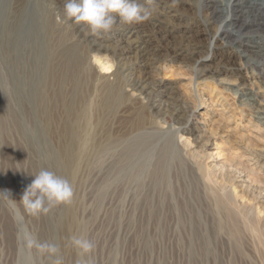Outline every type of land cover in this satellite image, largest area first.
<instances>
[{
	"label": "rangeland",
	"instance_id": "rangeland-1",
	"mask_svg": "<svg viewBox=\"0 0 264 264\" xmlns=\"http://www.w3.org/2000/svg\"><path fill=\"white\" fill-rule=\"evenodd\" d=\"M204 1L155 0L156 10L152 15V19L155 21L157 19L162 20L161 25L164 31L157 26L153 29V26L148 22L149 19L147 22L142 23L143 27L138 30L132 31V27L118 25L113 32L102 39H97L99 45L93 47L96 52L94 59H100L105 63L107 62L106 59L109 58L110 63L120 62L126 64L128 70H126L127 72L124 71L127 77L121 83L125 101L118 105V110L116 109L118 112L114 111V113H111L112 115L103 112L101 118L105 119V124H107L105 129L108 128L111 129L110 131L118 133L119 131L128 130L129 120L135 116L136 111L138 112L143 108L146 112V127L155 126V116L152 115L151 110L140 98L134 99L138 103L132 100L129 97L130 92L127 86L145 72L149 75L153 74L154 79H163V82L166 83L165 88L160 87V89H164L163 96L158 98L160 101L162 100V104H168L169 101L175 98L174 100L179 102L184 111L182 110L183 115L180 117H174L172 114L162 115L160 119L162 120L161 126H163L160 129L155 127L153 131L156 132L146 134L156 136L151 144L153 145L150 152L152 159L146 164L147 168L154 171L153 169L156 168V162L158 163L162 151L166 150V147L167 151H170L169 147H171L173 154H171L173 157L171 163L173 162V166L170 163V167L173 168L170 169L174 170V172L171 171L173 180L176 179V174L184 166L190 171L195 169V172H197L199 166L195 164L196 162L194 163L196 160L193 159L192 155H186L183 147L179 144L180 142H178L177 130L174 127L177 128L182 125L183 129L180 130L179 135L182 136L183 140L187 138L194 142L195 149L203 148L205 156H209L206 161H210L211 157H214L218 165L234 172L237 170L242 173V171L249 169L250 171H245L246 174L248 173V177L250 176L249 180L253 181L254 184H259L264 180V169L260 170L264 160L256 163V159H252L253 156H251V151L246 144L249 143L252 148L258 151H264V63L260 64L258 61H254L253 57L248 54L251 49H256L262 43L263 33L260 31V25L263 26L264 15L259 11L251 12V2L253 0H250L251 2L249 0L247 2L243 1L239 9L240 18L238 23L244 22L245 31L249 34L239 38L237 32H232L226 36L224 33L228 26L223 27L221 21L228 14L226 9L230 1L216 0L210 2V4H215L221 10L217 12L218 15L216 14L214 19L209 15L211 13L210 9L204 5ZM57 2L60 3L57 5ZM136 2L149 7L145 0H136ZM64 3L65 0H30V2L29 0H0V25L6 14L15 17L19 13H23L25 16L24 30L27 31L33 23L41 27L42 29L39 31L44 32L45 43L48 41V46L60 55L57 57L59 60L64 61L65 58L61 46L75 47L81 55L86 57L91 72L93 75L95 74L90 90L94 95L93 99L96 100L99 97V92L103 89L101 88L104 85L103 83L111 84L113 81L104 79L98 67L90 59L87 47L83 44L85 43V37L90 35L87 28L75 25L71 21L66 22V26L60 22L61 16L57 13V7L64 6ZM186 36H190L188 37L189 40ZM133 39L134 41H131ZM136 40L150 54H156L149 56L148 61L146 59L142 61L137 51L130 49V46ZM190 40L196 46L194 55L185 54L188 51L183 48ZM120 46L123 49L122 56L116 57L115 51ZM175 49H180V54H172ZM113 70L112 68L106 71L108 72L106 75L111 76ZM3 75L4 72L0 67V264H50V259L47 256H40L34 249L30 252L24 246L19 238L22 227L36 235L41 243L57 244L64 264H77L79 258L77 250L69 243L72 236H84L95 244V249L90 257H85V259L90 260V264H249L246 259L250 260L251 256L257 258V255L263 252V249H259L262 247H259L261 244L259 245L256 241H254L255 244L254 242L251 243V238L248 237H254L255 235L249 230L251 229L249 225L244 224L241 225L243 233L246 230L244 226L249 233L245 232L243 235L249 240H246L245 251L242 254L234 250L233 245L225 237L224 231H220L215 233L218 236L217 240L214 239L216 241L212 242L211 252L204 260L200 262L191 258L186 232L179 223L176 214L168 211L162 213L160 217L154 215L153 221L149 220L143 203L147 191L145 192L144 189V193L142 190L137 189L135 182L128 185L126 191L120 197V201L117 199L116 193H110L106 194L100 202L96 185L100 179L99 176L104 175L105 170H98V166L94 162L85 165L81 170V174L77 173V178L72 183L75 190V199L71 206L74 209L76 219L68 222L71 226L70 234L64 232V224L70 218L67 217L68 207L59 206L54 208L47 216H41L39 219L28 216L24 212L20 200L25 188L35 178L34 175L43 169L52 171L57 176L65 179L59 164L48 159L46 152V147H49L50 150L59 147L61 135L48 132L44 127L45 121L34 114L27 100H23V94L26 90L27 93L30 91V86L26 85L20 90L22 92L19 95H15L17 91L12 82H1ZM98 75H100V79ZM3 89L9 91L7 100L2 98ZM94 90H96V93ZM19 96L21 97L18 98ZM18 99L20 103H23L21 104L23 108L21 113L24 115L18 116L21 122L25 120L23 127L17 126L18 121H15L17 118L9 114L11 111H7L8 109L4 105L8 104L11 109L13 107L20 109L21 106L17 107ZM209 109H213V112ZM218 109L225 111L224 117L216 115V113H220L216 111ZM94 123L95 121L92 122V124ZM93 128L97 130L95 124ZM204 143L208 145H204ZM106 168L108 167L106 166ZM259 176L263 179L261 177V180L258 179ZM200 183H204V181ZM208 185L212 184L208 182L200 188L198 187L199 190H197L200 194L197 190L195 191L201 197L199 200L204 201L201 202L203 205L207 202L200 209L205 211L206 208L208 212L205 211L202 214L206 217L209 213L207 218L210 220L209 218L213 212H211V207L213 210L215 209L214 212L218 208H214L216 203L214 199V203L210 199V197H213V185L212 187ZM234 187H236L235 192L238 199L240 200L242 197V200H245L246 196L240 191V187L236 183L233 185ZM201 189L202 192H200ZM213 189H215L216 194L222 192L220 187H214ZM210 192L209 196L207 193ZM207 199L212 203H208ZM212 204L215 205L211 206ZM116 205L118 206V212L115 211L114 206ZM215 214H217V211ZM215 214L214 217H211V220L220 216V214L218 216ZM18 215L24 216L23 225L18 223ZM117 215L120 216V222L116 220ZM148 231L154 236L149 245L145 241V234ZM255 246L258 247L259 253L255 252L256 249L253 248Z\"/></svg>",
	"mask_w": 264,
	"mask_h": 264
},
{
	"label": "bare ground",
	"instance_id": "bare-ground-1",
	"mask_svg": "<svg viewBox=\"0 0 264 264\" xmlns=\"http://www.w3.org/2000/svg\"><path fill=\"white\" fill-rule=\"evenodd\" d=\"M212 1L215 2L216 0H205V3H203L210 9L211 13L209 15H211V18L214 19L217 12H220L221 10L218 8V6H215V4H210V2ZM229 1L230 3L228 5V8L226 9L228 14L226 18L224 20L222 19L221 21L223 27L228 26L224 35L227 36L232 32H237V36L240 38L249 34L245 31V23L243 21V23H238V19L240 18V5L243 1L247 2V0ZM58 3L60 2H57L56 4L58 5ZM251 7V12L259 11L264 15V0H253V2H251ZM57 9V13L59 14V16H61L59 19L60 22L62 24H65L66 22L68 23V21H66L64 17V6H59L57 7ZM44 18H46V16H44ZM161 21L162 20L160 19H157L155 21L151 17L148 22L151 26H153V29L158 27L163 29L164 31V28L161 25ZM24 22L25 16L23 13H19L15 17L14 15L10 17V14H6V17L3 19L0 25V67L4 72L1 82H12L15 85L17 91L15 95H19L20 92H22L20 90L26 87V85L30 86V91L28 93L25 89V93L27 94H23V100H27V102L30 103L31 109L34 114L39 119H43L45 121L44 127L48 132L54 135H61L59 147L55 150H50L49 147H46V152L48 159L54 160L57 164H59L60 169L65 176V179H67L72 184L77 178V173L81 174V170H83V167L85 165H89L94 162L96 166H98V170H105L104 175L101 173V177L99 176L100 179L98 180L96 185L97 196L99 197L100 202L103 200V198H105L106 194L110 193H116V196H118L117 199L120 201V197H122L128 185L132 182H135L137 189L142 190L143 192L144 189L145 192L147 191L145 201L143 202L147 211V218L153 221L154 215H158L160 217L162 213L168 211H170L171 213H175L179 223L182 225L183 229L186 232V239L189 242L188 244L190 245V257L200 262L204 260V258L211 252V245H213L212 242H215L217 240L216 238L218 237L215 233H219L220 231H224L225 237L227 238L228 242L233 245L234 250H236L239 254H242V252L245 251L244 247L247 240V237L243 234L245 232H249L246 231L247 228H245L244 226V229L246 230L243 229L245 231L243 233L241 225H249V228L251 229H248L251 230L255 236L253 235L254 237L248 238H251V243L256 241L259 245L261 244L260 246H258H262L259 249H263V252H260L258 247L256 248L255 246L253 247L256 249L255 252L257 251L261 254L259 253V255H257V258H253L250 255V260H246L249 264H264V180L261 182L259 181V184H254L252 183L253 181L249 180L250 176L248 177V173H245L246 170L242 171V173L238 172L237 170V173L236 171L234 172L231 170H227V168L218 165V162L214 157H211V154L210 157L212 159H210V161H206L209 156H205L203 148L195 149L194 142H191L187 138L183 140L182 136L179 135L180 130L183 129L182 125L177 128L174 127V129L177 130L179 140L178 142H180L179 144L183 147V151L186 152V155H192L194 157L193 159L196 160L194 161V163L196 162L195 164L199 166V169L196 170L197 172H195V169L194 171H190L186 166H184L181 168V170L179 169L180 174H176V179L173 180V176L171 173L172 170L170 169L173 168L170 167L171 159H173L171 147H169L170 151H167V147L166 150L162 151V153L160 154L161 156H159L158 158V163L156 162V168L153 169L154 171L149 170L146 164H148V161L152 159L150 152L151 146L153 145L151 144L156 139V136L153 134H146L156 132L153 131L155 127L160 129L163 126H161L162 120L160 119L162 115L172 114V116L174 117H180L183 115L184 111V109L180 107L179 102L177 100H174L175 98L165 105L162 104V100L160 101L158 99L161 98L164 94V89H160V87H166V83L163 82V79H154L155 77L153 76V74L149 75V73L145 72L141 77L135 79L134 81L130 82V84L128 83L129 85H127L128 91L130 92L129 97H131L132 100L140 98L143 103L151 110L152 115L155 116V126L153 125V127L149 128L146 127V112L143 110V108H141L138 112L136 111L135 116H133V118L129 120L127 126L128 130L119 131L118 133H116L115 131H110L111 129H105L107 127V124H105V119L103 120L101 118L102 113H108L107 115L114 113L118 105H121V103L125 101L121 83L122 80L127 77L124 73V71L127 70V66H125L126 64L124 65L120 62H117L116 64L114 62L110 63L109 58L106 59L107 62L105 63L100 59H94L96 52L94 51L95 49L93 50V47L99 45L97 38L90 36V33L89 36L85 37V43L83 44H85V46L87 47L86 49L90 56V59L92 60V63L98 67V70L104 76V79H106L107 81H113L111 82V84H109L103 83L102 80L101 82L104 85L101 88L103 89L100 92L97 91L99 92V97L98 99L96 98V100H94V95H92L93 93H91L90 87L93 82V76L95 74L93 75V73L91 72L92 70L90 69L91 67L86 60V57L81 55L75 47L69 48L61 46L65 58L64 61L59 60V58L57 57L60 55H58V53L54 52L51 47L48 46V41H46L45 43L44 32L39 31L42 28L33 23L32 25H30L29 29L25 31ZM260 26V31H262L263 33V37L261 36L262 45L260 44L256 49H251L248 55L253 57L252 59L254 61H258L260 64H263L264 22L263 26ZM129 27H132L131 30L133 31L142 28L143 25L134 24ZM186 37L188 38L190 36ZM131 41H134V39ZM137 41L138 40H136L131 46L129 44L128 45L130 46V49L137 51L142 61H144L145 59L148 61L149 56H153V54H156H150L149 51L146 48H143L142 45ZM192 43L193 42H191L190 40L186 43L185 47L182 46L188 51H186L187 53L185 54L194 55V53L196 52V46ZM180 51V49H175L174 53L172 54L178 55L180 54ZM115 53L116 57H121L123 53L122 47L120 46L118 50L116 49ZM197 55L195 56L197 57ZM251 57L249 58L251 59ZM112 68L114 70L111 73V76H107L106 74L108 72L106 71H109ZM98 77L100 79V75H98ZM94 92L96 93V90H94ZM8 95L9 91L3 89L2 98L4 100H7ZM20 97L21 96H19L18 98ZM9 101H11V99H9ZM131 103L132 102L130 101V104ZM21 104L23 103H20L18 99L17 107L21 106V108L18 109L13 107V110L9 108L8 104H4L8 109L6 110L11 111V113L9 114H12L15 118H17V120L15 121H18V127H23L25 121L24 120L23 122H21L19 120V115H24L21 113L23 110ZM218 110L216 111L220 113H216V115L224 117L225 111H223L222 109ZM211 111L213 112V109ZM93 121H95L94 124L95 127H97V130L93 128ZM98 128H100V130H98ZM64 136L65 138H63ZM204 145L208 144L204 143ZM246 146L251 151V156H253L252 159H256V163L257 161L258 163H260V161L264 160V151H258L252 148L249 143L246 144ZM194 163L193 165H195ZM171 164L173 166V162ZM106 166L108 168H106ZM247 166L245 167L247 168ZM263 169L264 163L260 167V170ZM248 171L250 170L248 169L246 172ZM172 172H174V170ZM260 177L261 176H259L258 179H260ZM203 181L204 183H200ZM208 182L209 184L211 183L213 185V187L212 185H208L212 187L213 192V197H210V199H212L213 203L214 201L216 203V206H214V208H218L216 210L217 214H215L216 211L214 212L215 209L213 210L212 207L211 212L213 211L217 216L218 214H220V216L212 218V220L211 217L214 215L212 214L213 212L211 213L212 216H210L209 218L210 220H208L207 218L209 213L206 217L202 214V212L205 213L206 208L205 211H202L200 207L206 205L207 202L203 205L202 203L204 201L199 200L201 197L196 193L199 190L198 187L200 188L201 186H203V184H207ZM235 183L240 187V191L243 192V194L246 196L245 200H242V197L240 200L238 199V196L235 192L236 187L233 188V185ZM214 187H220V190L222 191L219 193L220 195L216 194V191L214 192ZM206 188L208 189V187ZM202 189L200 192L203 191ZM207 194L209 195L211 194V192ZM209 202L212 203L210 200L208 201V203ZM213 205L215 204H212L211 206ZM114 207L115 211L118 212V206L116 205ZM68 216L70 218H68L64 224V232L66 234L71 233V226L68 224V222L74 221L76 219L72 206L67 208V217ZM116 217V220L120 222V216L117 215ZM129 220L131 219L129 218ZM217 230L218 232H216ZM153 237L154 236L150 231L146 232L145 241L148 245L152 241Z\"/></svg>",
	"mask_w": 264,
	"mask_h": 264
},
{
	"label": "clouds",
	"instance_id": "clouds-1",
	"mask_svg": "<svg viewBox=\"0 0 264 264\" xmlns=\"http://www.w3.org/2000/svg\"><path fill=\"white\" fill-rule=\"evenodd\" d=\"M145 3L149 7L136 0H65L63 11L66 21L85 26L92 37L102 39L118 25L131 26L147 22L156 10L155 0H145ZM34 177L20 200L28 216L39 219L54 208L70 207L74 203L75 190L67 179L43 169ZM17 221L23 225L24 216L18 215ZM19 238L30 252L34 249L40 256H47L50 264H64L57 244L41 243L36 235L23 227ZM69 243L77 250V264H90V260L85 257H90L95 244L84 236H72Z\"/></svg>",
	"mask_w": 264,
	"mask_h": 264
}]
</instances>
